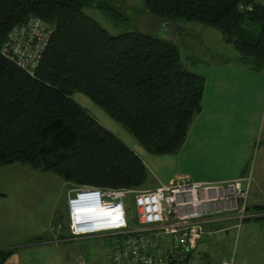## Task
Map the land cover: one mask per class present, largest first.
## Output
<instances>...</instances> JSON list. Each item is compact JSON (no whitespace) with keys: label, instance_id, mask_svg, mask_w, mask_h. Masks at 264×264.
I'll return each instance as SVG.
<instances>
[{"label":"trees","instance_id":"16d2710c","mask_svg":"<svg viewBox=\"0 0 264 264\" xmlns=\"http://www.w3.org/2000/svg\"><path fill=\"white\" fill-rule=\"evenodd\" d=\"M97 1L0 0V166L25 164L60 176L73 188L142 189L148 178L143 159L73 94L88 96L149 152L170 155L182 148L202 110L206 78L183 67L181 52L164 37L165 31L161 36L140 31L110 34L83 11ZM144 2L162 23L184 19L219 30L244 64L264 71V4ZM97 4L117 18L101 0ZM32 17L52 30L34 74L1 53L11 30ZM127 208L129 223L137 226L135 209ZM254 212L264 214V205ZM13 252L0 250V264Z\"/></svg>","mask_w":264,"mask_h":264},{"label":"rangeland","instance_id":"374dc122","mask_svg":"<svg viewBox=\"0 0 264 264\" xmlns=\"http://www.w3.org/2000/svg\"><path fill=\"white\" fill-rule=\"evenodd\" d=\"M257 1L264 4V0ZM97 2L85 7L83 11L112 35L129 31L159 36L164 33V24L148 12L144 0H101L103 5L117 13V18L99 7ZM178 24L181 31H177L171 42L179 48L185 69L200 71L198 68L204 63L241 57L232 44L226 43L219 30L184 19H179ZM245 93V90L241 91L239 102L244 101ZM73 99L146 160L148 178L144 187L125 189L156 188L162 185V178L179 171L181 164L177 154L163 157L149 152L123 125L88 96L76 92ZM262 104L264 113L263 100ZM250 122V115L238 114L233 132H237L236 138L239 141L246 135V127ZM239 141L236 140L234 144L240 145L242 142ZM259 144L260 140L248 157L251 164L248 173L252 175ZM70 188L73 186L60 176L34 170L25 164L0 166V242L4 238L1 235L4 231L7 236L5 242L8 244L0 250L12 249L17 252L21 264H110L108 237L73 238L69 235L67 194ZM134 205L132 201L126 207L134 209ZM252 211L248 206V213L252 216L240 226L234 221L211 225L199 242L196 261L199 264H218L223 259L234 258L236 264H264V219H258L264 214H252Z\"/></svg>","mask_w":264,"mask_h":264},{"label":"built area","instance_id":"2783aa9c","mask_svg":"<svg viewBox=\"0 0 264 264\" xmlns=\"http://www.w3.org/2000/svg\"><path fill=\"white\" fill-rule=\"evenodd\" d=\"M51 34L45 21L32 17L11 30L1 53L34 74ZM251 184L248 173L224 181L181 176L146 190L75 187L67 194L68 233L73 238L108 237L110 264H199L195 254L211 225L234 221L240 226L252 216ZM129 199L135 204L137 226L127 217ZM218 264L236 263L232 258Z\"/></svg>","mask_w":264,"mask_h":264},{"label":"crops","instance_id":"0c3cea01","mask_svg":"<svg viewBox=\"0 0 264 264\" xmlns=\"http://www.w3.org/2000/svg\"><path fill=\"white\" fill-rule=\"evenodd\" d=\"M176 25L179 27V24ZM178 31H181L180 28ZM207 63L200 65V71H196L206 78L202 110L195 117L182 148L175 153L180 157L181 167L160 181L166 184L181 176L195 181H224L242 177L249 171L251 164L248 157L260 140L248 198L249 209L252 208L251 213L254 214L257 206L264 205V99H261L264 96V71L252 69L241 61V57ZM242 90L246 92L245 99L239 102ZM239 113L250 115L251 121L240 141L236 138L237 132H233ZM236 140L242 143L234 144ZM1 235L4 238L0 248L7 247L6 233L2 231ZM3 264H21L18 253L13 252Z\"/></svg>","mask_w":264,"mask_h":264},{"label":"water","instance_id":"95a60500","mask_svg":"<svg viewBox=\"0 0 264 264\" xmlns=\"http://www.w3.org/2000/svg\"><path fill=\"white\" fill-rule=\"evenodd\" d=\"M163 24V30L165 31L164 37L170 41L173 40L178 31V26L171 21L164 22Z\"/></svg>","mask_w":264,"mask_h":264}]
</instances>
